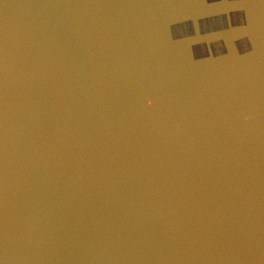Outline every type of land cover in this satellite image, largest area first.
Returning <instances> with one entry per match:
<instances>
[{
	"label": "water",
	"instance_id": "obj_1",
	"mask_svg": "<svg viewBox=\"0 0 264 264\" xmlns=\"http://www.w3.org/2000/svg\"><path fill=\"white\" fill-rule=\"evenodd\" d=\"M0 264H264V0H0Z\"/></svg>",
	"mask_w": 264,
	"mask_h": 264
}]
</instances>
